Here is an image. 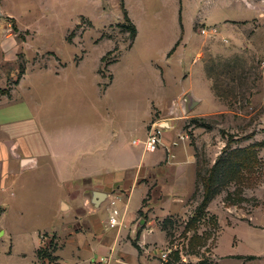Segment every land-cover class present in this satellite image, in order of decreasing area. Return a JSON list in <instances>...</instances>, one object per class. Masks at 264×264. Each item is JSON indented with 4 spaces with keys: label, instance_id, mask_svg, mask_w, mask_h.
I'll list each match as a JSON object with an SVG mask.
<instances>
[{
    "label": "rangeland",
    "instance_id": "rangeland-1",
    "mask_svg": "<svg viewBox=\"0 0 264 264\" xmlns=\"http://www.w3.org/2000/svg\"><path fill=\"white\" fill-rule=\"evenodd\" d=\"M226 3L237 7L234 0H1L0 95L12 97L19 108L28 106L36 128L67 156L77 158L81 152L90 158L93 144L102 149L95 143L104 142L111 130L122 135L128 129L135 102L148 108L161 95H172L171 89L163 90L151 63L165 66L164 51L174 47L180 34V10L186 27L190 18L199 17L194 27L199 33L201 27L213 24L208 15H220ZM125 11L138 29L136 41L126 28ZM196 44L210 49L203 57L221 103L214 114L188 113L181 121L185 141L204 173L229 141L233 148L264 141V52L219 55L214 49L217 40L200 37ZM180 53L179 48L169 63L178 61ZM196 54V50L186 52L183 61L188 69ZM175 88L180 90V84ZM19 116L24 119L26 114L20 111ZM155 118L162 117L156 114ZM138 137H123L119 148L123 154L139 150L133 145ZM104 150L119 156L118 150ZM260 157L264 160V149ZM29 193L22 216L13 209V198L8 201L0 264H20L13 250V216L27 221L31 230L36 228L33 218L42 210L34 207L43 208V197ZM202 200L199 190L183 213L163 221L168 243H162L161 251L172 250L167 264H229L228 253L264 251V183L240 196L234 185L221 189L199 219L198 230L186 233ZM196 234L204 240L191 244ZM40 235L51 237L47 232ZM45 259L59 264L53 255ZM155 259L159 261L160 255Z\"/></svg>",
    "mask_w": 264,
    "mask_h": 264
},
{
    "label": "crops",
    "instance_id": "crops-1",
    "mask_svg": "<svg viewBox=\"0 0 264 264\" xmlns=\"http://www.w3.org/2000/svg\"><path fill=\"white\" fill-rule=\"evenodd\" d=\"M234 1L237 7L226 3L220 15L209 14L213 24L201 27L199 33L194 30L199 17L190 18L186 27L180 10V34L174 47L164 51L165 66L151 63L163 90L171 89L172 95H161L148 108L144 102H135L128 129L122 135L111 130L104 142L95 143L102 149L96 150L93 144L90 158L81 152L77 158L67 156L57 142L46 140L36 128L28 106L19 108L12 97L0 95V238L7 234L3 216L8 201L13 198V209L22 216L29 191L43 197V208L34 207L42 210L32 217L36 228L31 230L27 221L13 216V250L20 264H39L40 234L45 232L52 237V255L59 264H89L100 257L110 259L109 264H161L155 258L168 243L163 221L183 213L196 190L198 160L185 141L181 121L184 114L204 117L221 108L215 79L203 57L210 49L196 43L200 37L217 40L214 49L219 55L264 52V0ZM202 28H215L216 33L203 35ZM195 32L199 39L193 37ZM138 37L137 29L135 41ZM179 48V60L169 63ZM189 50L197 54L188 69L183 59ZM176 83L180 90L174 89ZM188 94L198 101L189 112ZM20 111L26 114L24 119ZM156 114L162 118L156 120ZM162 123L167 125L162 128ZM152 126L163 132L161 143L148 151L143 142ZM126 134L139 136L140 143L133 144L139 150L132 154L119 149ZM107 147L118 150L119 156L104 150ZM114 211H118L119 224L111 227ZM139 221L143 223L136 229ZM228 256L229 264H244L238 256H254L248 264H264V251Z\"/></svg>",
    "mask_w": 264,
    "mask_h": 264
},
{
    "label": "trees",
    "instance_id": "trees-1",
    "mask_svg": "<svg viewBox=\"0 0 264 264\" xmlns=\"http://www.w3.org/2000/svg\"><path fill=\"white\" fill-rule=\"evenodd\" d=\"M124 20L127 23L126 28H129L132 39H134L137 35V27L126 11ZM231 145V141H229L222 154L206 172L203 173L200 162H197L196 190L192 198L199 190H202L203 200L197 213L187 223L186 233L198 230L199 219L204 215L212 200L219 195L221 189H227L234 185L237 196H240L245 189L257 188L264 183V160L260 157V152L264 149V141L247 147L233 148ZM203 240V236L196 234L191 239V244ZM52 250L53 241L50 248L39 250V260L47 256L52 258ZM238 258L245 261L256 259L254 256H238Z\"/></svg>",
    "mask_w": 264,
    "mask_h": 264
},
{
    "label": "built area",
    "instance_id": "built-area-1",
    "mask_svg": "<svg viewBox=\"0 0 264 264\" xmlns=\"http://www.w3.org/2000/svg\"><path fill=\"white\" fill-rule=\"evenodd\" d=\"M201 33L203 35H207L210 33H216V29L214 28V29L210 30L207 28H202ZM171 113H173V111H171ZM162 132H163V130L160 127H157V126L151 127V129L149 130V132L147 134L146 140L143 142L148 151L153 150L159 143H161ZM139 143L140 142L137 139L133 141L134 145H137ZM117 216H118V211H114V214L110 217V226L111 227H115L119 224ZM40 239H41L40 249L50 248V244L52 242V237H49L48 235H46V236L40 235ZM171 253H172L171 249L162 250L160 252L161 264H167L169 262V257H170ZM47 259L44 258L42 261V264L51 263L49 261L47 262ZM109 263H110V259L105 258V257H100V258H95L89 264H109Z\"/></svg>",
    "mask_w": 264,
    "mask_h": 264
},
{
    "label": "water",
    "instance_id": "water-1",
    "mask_svg": "<svg viewBox=\"0 0 264 264\" xmlns=\"http://www.w3.org/2000/svg\"><path fill=\"white\" fill-rule=\"evenodd\" d=\"M2 16H3V11H2V4H1V0H0V18H1ZM185 103H186V111L189 112V111L191 110V108H192L193 106H195V105L198 103V101H197V100H196L191 94H188V95L186 96ZM166 125H167L166 123H162V124H161L162 128H163L164 126H166ZM96 196H97L99 199H101V198L103 197V196H101L100 194H99V195H96ZM142 223H143L142 221H139L138 224H137L136 229H139Z\"/></svg>",
    "mask_w": 264,
    "mask_h": 264
}]
</instances>
